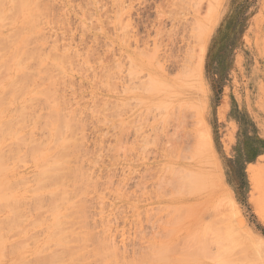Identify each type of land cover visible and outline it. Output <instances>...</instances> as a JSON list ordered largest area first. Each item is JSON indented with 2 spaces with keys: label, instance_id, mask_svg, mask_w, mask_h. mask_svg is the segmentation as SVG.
<instances>
[{
  "label": "rangeland",
  "instance_id": "374dc122",
  "mask_svg": "<svg viewBox=\"0 0 264 264\" xmlns=\"http://www.w3.org/2000/svg\"><path fill=\"white\" fill-rule=\"evenodd\" d=\"M34 1L36 4L41 2V5H44L42 7L44 13H41L39 9L41 6L35 7V11L38 8L41 15H39L40 19L36 20V22L39 21L37 22L39 23L37 24L38 26L34 24L35 16L33 15L39 12L35 13V11L32 10L34 5L32 9H27L26 6L25 9L19 8L11 10L12 12L16 11V15H13L14 13L12 12L11 15L9 10L14 7V0H5L1 7L4 14L7 12L10 15L7 18L4 16V19L0 20V38L2 37L1 39L5 38L7 40L9 36L14 35V33H11L14 32L13 30L17 32L20 30L18 35H21L16 37L17 42L14 44L12 41H9L11 37L8 41L3 39V42H6L4 44H6L7 49L9 44H13L12 47L10 46L11 48L9 47V51L5 49V45L2 48L3 43L0 40V43H2L0 44V49L2 48V50H0V64L5 63L7 66L10 64L8 70L10 71L9 75L6 71L8 78L5 75L7 80L5 79L4 81V74H0V77H2L0 80L4 81L0 84V96L4 93L7 85H11V82H14L12 80H15L14 83H16V80L17 82L19 81L16 85L13 84L15 87H13L14 89L18 88H16V86H23L19 87V91H17V93L20 92L22 96L19 93V95L15 93V98L13 95L14 92L12 93L11 91L13 88L10 89V87L8 89V86L6 90L8 89L9 95H13V98L9 97L7 99L8 94L5 91L7 96L5 95L6 98H4L7 99L8 105L4 104L7 101L2 98L6 102L4 100L1 101L4 102L2 103L4 106L0 107V126L9 122L7 131L10 133H13L12 131L17 133L16 135L12 134L14 135L13 137L12 135L9 136L10 134L7 132L6 135L4 134L3 136L5 137L8 134L9 137L7 136L5 139L4 137H0V149H4L2 150V152L4 151L3 154H7L3 155L4 162L2 161V163H6L5 167L7 170H0V173H2V171L5 172L0 176V183H3L4 186H6V184H10V186L14 184L11 186V188L14 187V192L13 190L8 191V186H3L5 191L3 189L4 192L0 191V199L1 197L3 198L0 200V205H4V200L6 204L7 199V201L16 199L15 201L19 200V203H21L20 207L18 205L20 208L18 213L15 212L17 211L15 209L11 213V211H8L9 209L6 208V205L5 208L7 211L4 210L3 207H0V209L2 208L4 210L0 213V223L7 227L5 231L8 232L5 233V231H2L4 229L0 230V240L3 238L9 239L6 243V239H3L4 242H2V245L0 241V246L4 248L10 246L12 243L14 245L19 244V251L16 250V252L15 249L17 248H15L14 251L12 249L11 253V248L4 249L2 255V248L0 247V264H22L21 262H26L31 258L32 261L35 258L34 261H41L43 264H53L50 263L48 259L46 260L45 256L46 254L48 255V252L49 255H51L50 251L56 246H58L59 249L61 248L63 251L61 252L64 254L62 255V253L57 251L61 254L62 260L59 263L54 262V264H89V262H91L90 264H98L96 261L99 262L100 260L98 259L102 260L103 256H106L104 253L105 255L103 254L101 258L99 252L102 254L106 249L110 252L112 259L106 256V258H103L105 260H102L103 262L101 264H111L113 261L115 262L113 264H264V0ZM28 4L30 5V3ZM38 5L39 4L35 6ZM171 10H173L174 13H172ZM45 11H47V16ZM43 14L45 17H43ZM32 18L33 20L31 22ZM35 26H37V28ZM84 29L85 32H83ZM10 33L11 35H9ZM173 33L174 35H172ZM6 34L9 36H6ZM30 35L33 36L31 37ZM29 36L31 40L28 38ZM12 37L14 39V36ZM26 37L30 40L29 42H31V44L37 47L34 48L27 39L26 43H28V46L24 44L22 41L25 40ZM13 39L11 38V40ZM29 47H31V49ZM26 49L31 52L28 50L26 52ZM17 50L19 52H17ZM14 51H16V56L13 61L10 58L12 62L8 63V59L12 57ZM33 53L40 56L41 53H43V59L41 58L43 61L41 60L42 64L40 65L42 70L37 67V58L35 61V57L38 55L35 56ZM65 53H68L67 57ZM22 54H25L24 56H28V54L30 56L32 54V57L35 56L33 60L30 58V65L25 62L22 63L23 60H27V56L25 58L26 60L21 57ZM84 54L87 55L84 56ZM18 55L19 58L17 59ZM45 55L48 58H44ZM152 56L154 57L152 58ZM201 56L203 59L202 63L200 60ZM51 58H54V60L57 58L56 60H58V62L53 61ZM61 58L64 59L62 60ZM5 61H7V63ZM33 61L36 62V66L35 62L32 63ZM177 61L179 64H183V61H186L187 64L194 63V65L189 66L193 70L196 69V71H199L196 64L199 62L200 65L202 64L201 74L199 78L196 77V80H198L195 81L201 84L199 83L200 86H198L199 84L197 83L198 85H196V90L193 92L194 94L192 91H189L190 89L181 92L176 87L180 83V80L176 79L177 77L175 78V76L179 74L178 68H173ZM47 62L56 64L54 66L58 65V67L52 66L59 76L55 75L53 67L48 68V72L50 69L53 71L51 78L49 77V81L46 80L48 78H41L44 74L45 76L47 75L46 73L43 74V72H45L43 68L49 65L46 64ZM156 62H158V64ZM20 63L21 66L17 68L18 66L16 67V65ZM63 63L67 64L64 65ZM70 63H74L72 64L73 67L70 66ZM24 66L28 69V71H26L27 69L25 70V73H30V71H32L30 69H33L34 73H30L32 81L26 78L27 73L25 76H21L24 70L20 68H24ZM3 67H0V69H3ZM85 67H87V69ZM52 71L49 73L51 74ZM61 72L64 75L60 74ZM0 73H2V70ZM135 73L138 74L136 75ZM16 75L18 78H16ZM29 75L28 77L30 78ZM53 77L56 79L51 81ZM165 78L168 79L165 80ZM29 81L30 83L32 82V84H30ZM137 81L139 83H137ZM141 82L144 85L140 84ZM19 83L21 85H19ZM151 83L153 86H151ZM157 83L160 85H157ZM143 86H145V88ZM25 87H27L28 91L25 90ZM137 87L139 88L137 89ZM20 88L21 90L25 88L24 90L27 92L20 91ZM43 89H47V93L45 92L43 94V98H45L44 96L49 98H46L47 101L45 99L42 101V95H37V92H42ZM34 93L36 95H34ZM52 95L54 97L56 96L55 98H58L59 101L62 97L63 99L59 103ZM35 97H37V99ZM140 97L143 99H140ZM33 99L36 100L34 101ZM50 99L52 103L49 101ZM30 100L34 102L32 103ZM9 101L14 102L10 104ZM35 102L39 104L42 103V105L38 103L36 105ZM27 105L28 110H31H29L30 112L28 111L29 113H27ZM48 105H53L55 107L52 108L51 106L49 107L50 109L48 108L47 110ZM4 107L8 108V112H4V109H7ZM19 107L21 109L24 108L23 111H21ZM16 108H19V111ZM49 110H53V112L60 117L64 116L62 113L66 112L68 115L66 114L64 117L66 120L69 117V121L67 120L68 123L64 119L65 124L67 123L66 125L64 122L61 125V121L54 123L55 125H53V123L50 124V121L53 122L58 119L53 118L55 120L52 121L51 116H53L54 113ZM15 111L16 115H13ZM56 111H60V113L58 112V114ZM22 112L25 113H23L24 117L23 115L19 117V114ZM30 113L31 115L34 114L33 117ZM28 114L30 116H28ZM39 115L40 117L44 116L42 117L43 121L41 118H38L40 121H38L39 124L36 125V120H38L36 118ZM70 116L73 120L70 119ZM25 117H28V120L29 117L32 119L29 120V122L25 120ZM34 117L36 120L33 119ZM174 117L176 118L175 123L173 122ZM13 118H16V120ZM20 118L23 119V123ZM12 119L13 121H11ZM61 119H63V117ZM61 119L59 118V120ZM32 120H34L35 123H32ZM42 124L45 127H41ZM58 124L61 126L59 127ZM61 127H63V129L60 131ZM56 130H59L58 133L60 132V134L64 130V133L61 134L62 137L57 133L55 138H52ZM82 131H84V133H81ZM65 133L67 135H64ZM82 134L89 140L85 138L84 141ZM69 135L71 139L67 142L68 138L66 139L65 137H69ZM77 135L81 136L83 140L79 139L80 137ZM18 137L21 139L17 140ZM58 137L61 138L58 139ZM14 138H16L17 142H15ZM30 138L36 142V144H33V141L30 143ZM164 138H166V140ZM200 138L202 140H209L207 141L210 149L207 151L203 150L201 147L202 145H200V143H202ZM63 140L65 144H63ZM78 140L84 141V144L82 141H79V145L82 143V148L77 146L78 143L73 144V146L78 147V149L80 148L81 151L71 145L73 142H78ZM27 141H29L28 144H26ZM19 142H22V145ZM56 143L58 144L55 145ZM67 143H69V145L65 148H68V150L65 151L66 149L64 150V146L62 147L61 145L66 146ZM38 145L39 148L42 149H37L39 153H37L36 150L34 151V147L37 148ZM10 146L12 147L11 149ZM59 148L61 150L63 149L64 153H62V151V155L58 154L57 156L69 157V160H67L68 157H65L64 160L61 161L64 162V167L68 166V169H65L69 173L74 169L72 171L74 173L72 175L74 176H72V178L68 177L67 175L69 173L67 172L68 174L66 175L64 170L63 177L65 179L62 178V180L66 181L67 184L61 181L62 183L59 182L57 184H64L63 186L60 187L58 185L57 187L56 185L52 187L53 184H51L52 188H49L47 185H44L49 182L40 183L37 179L39 185H41V187H37L38 184L36 185L35 180L37 173L40 172L38 171L41 168L39 165H42V162L45 163V160L49 161L48 163L46 162V167L44 165V168L42 167L47 170L46 168L50 167L53 161L56 159L60 161L61 157L56 156L57 152L61 151H57ZM73 149H77L75 150L76 152H74ZM77 151H79V153ZM14 152L16 154H14ZM71 152L72 154H70ZM203 153H205V156ZM39 154L40 157H37ZM68 154H70V156ZM89 154L90 156L87 158ZM97 156L101 157L98 158ZM22 161L23 163H18ZM79 161H81V163ZM212 162L218 165V172L212 169ZM4 165L2 164V166ZM168 166L170 167L169 169L167 168ZM38 167L40 168L38 169ZM193 173L199 176L197 184L196 179H198V176L196 177L195 175L194 177ZM255 173L257 177L254 186L253 176ZM83 174H85V177H83ZM88 175L90 176L88 177ZM39 177L40 176H38V178ZM80 177H82V179ZM86 177L89 179L86 180L89 182V186L87 182L84 181L87 179ZM110 177H112V179ZM182 177L185 179L183 182H181L183 179ZM219 177L220 180H222V185L219 183ZM73 179H79L78 181L81 182L77 184L76 182L78 181H73ZM191 179L193 182H190ZM4 180L6 183L3 182ZM71 180L77 185L73 184ZM83 182L87 185L83 186ZM92 182L97 185L95 186ZM187 183L192 184L187 185ZM67 185L72 186V188L67 187ZM78 185L81 186L79 187L81 190L88 186V189L85 188L87 192L86 190H82V192L84 191V196L82 192L77 189ZM187 186L191 188L189 189ZM65 187H67L68 192L65 190ZM15 188H17L18 191H16ZM44 188L48 189L45 190ZM56 190L60 191V195H58L59 192L56 194L59 198H56ZM70 190H75L71 192L75 193V196H69ZM225 191L235 200L236 209L227 205L225 195L227 193ZM5 192H7V195L4 198ZM8 192H10L9 195ZM76 192L79 193L77 194V196L79 195L78 197L76 196ZM61 193L66 196L68 193L72 202L70 201V203H68L69 198L67 199L64 195V198L66 197V199H64L61 197ZM35 195H39L38 198L40 199L38 200L37 198L38 202L35 199ZM42 195L43 198L40 197ZM53 196L56 198V201L51 200L56 202H54V204H52L53 202L50 203V198L53 199ZM79 197L84 199H78ZM91 197H94L92 198L94 201ZM100 197L103 199L101 200ZM85 198H87V201ZM77 199L81 200L79 202L84 201V203H86L81 204ZM20 200L25 202H21ZM40 201H42V203ZM57 201H60L61 208L55 207V210L57 209L58 211L56 210V213L54 212L51 217V212L54 209L51 207L53 209L51 210L49 205L51 204V206L54 207L55 204L57 205L59 203ZM66 201L67 203L65 204ZM12 202L7 203V205ZM93 202L95 206L92 205ZM17 203L18 202H14V204ZM61 203H63L64 206L61 205ZM77 203L78 205L80 204L79 210L85 207V210L90 211L81 210L79 212L78 206H75ZM21 206L23 207L21 208ZM57 206H59V204ZM74 206L78 211L75 208H71ZM102 206H105L103 208L104 211H102ZM18 207L16 209H18ZM225 207L228 210L225 209ZM222 208H224L225 211ZM24 212L27 215H24ZM78 212L79 216L77 214ZM83 212H86V214ZM93 213L97 214L95 215ZM221 213H223V215ZM10 214H13V218ZM215 214H217L216 216L218 217H216ZM9 215L11 217L10 221ZM84 215L87 216L86 219L81 218ZM4 216H7L8 219ZM14 216L24 219L18 217L14 218ZM35 216L37 220L34 221L33 219ZM213 216L215 217L213 218ZM59 217L60 219H58V221L61 223L64 222V229H61L62 231L60 230L62 224L59 223V226L58 223H54L57 222V218ZM221 217H223V219ZM17 218L21 219L22 222ZM76 218L84 219V221L79 219L81 225L77 223L78 219L76 220ZM210 218H213V221H211ZM215 218L218 219L215 220ZM13 219H17V221L15 220L16 222L13 221L12 223L11 220ZM216 221L217 224L214 223ZM14 222L17 223V225L21 223V226H17L16 229L13 230L12 228L16 225H14ZM211 222L214 223V225L211 224ZM34 223L35 225L37 223L36 227H34ZM82 223L86 225L81 227L83 226ZM101 224L106 225L100 226ZM31 225L34 226L30 228ZM56 225L58 228L55 227ZM1 226L4 227L3 225H0V227ZM77 226L81 228H77ZM214 226L217 227L215 228ZM54 227L56 229H52ZM18 228H24L25 232L23 229L20 231ZM89 229L93 235L87 233ZM53 230H57L59 233L57 232L58 234H54ZM80 233H83V236L79 235ZM69 234L77 240L70 237ZM87 234H90L91 237ZM222 234H224V236H222ZM49 236L51 240H46ZM61 236L63 237L59 238ZM65 237L66 239L70 237L73 241L78 242L75 243L72 240L70 244L68 242L71 246L68 249L71 248L72 250L74 248L73 251H76L75 247H79L80 245H82L80 247L84 248L82 249L83 251L80 247L77 248V254L71 251L73 252L71 254H76L78 259L68 254L70 251L67 252L68 244L64 243ZM210 238L218 239L219 241H213ZM23 239L26 240V243H23ZM68 239L66 241H68ZM249 239L253 241L251 242ZM31 240L36 242L28 245V243L32 242ZM197 240H199L200 243ZM15 241H17L18 244L17 242L15 243ZM98 241L99 244H101L100 241L106 244L103 243L105 248L101 245L102 248H104L103 250L100 249L101 246L98 245ZM91 243H94L96 246H92ZM44 244L46 246L51 245L53 248L48 249ZM53 245L56 246L54 247ZM97 245L99 246L98 249L101 251L98 250L99 256H97L100 258H97L95 261L94 254H96L97 251L94 254L92 253L94 250H97ZM203 245L206 249L203 248ZM42 246H45L48 251L47 249H43L45 247L41 249ZM94 247H96V249H94ZM110 248H112V250ZM250 248L251 250H249ZM56 249L57 248H55V250ZM78 249H80L79 252ZM5 250L6 253L10 251V254L5 256ZM57 252L56 254L59 255ZM82 255L83 257H78ZM92 255H94V258ZM110 255L108 254V256ZM21 256L23 258H21ZM127 257L129 259L132 257L130 259L131 261ZM111 260L112 262H110ZM32 261H30V264ZM79 261H83V263ZM27 262V264H29V261ZM35 263L36 262H34V264Z\"/></svg>",
  "mask_w": 264,
  "mask_h": 264
},
{
  "label": "bare ground",
  "instance_id": "6f19581e",
  "mask_svg": "<svg viewBox=\"0 0 264 264\" xmlns=\"http://www.w3.org/2000/svg\"><path fill=\"white\" fill-rule=\"evenodd\" d=\"M4 1H5V0H0V20L4 19V16H6V18H7V17L10 15V14L7 13V12L4 14V12H3L2 9H1V7L3 6ZM163 1H164V0H163ZM168 1H169V0H168ZM28 3H30V5H29ZM194 3H195V2H194ZM37 4H39V5H38V6H35V5H37ZM37 4L35 3L34 0H14V7H13V8H10L9 10H10V13H11V12H12L11 10H16V9H19V8H21V9H25L26 6H27V9H32V6L34 5V7H33L32 10L35 11V7H40V6H41V8H39V9H40L41 13H44L43 8H42L44 5L42 6V5H41V2H40V3H37ZM163 4H164V3H163ZM179 4H180V3H179ZM167 5H168V4H167ZM168 6H169V5H168ZM62 8H63V7H62ZM41 9H42V10H41ZM44 9H45V8H44ZM171 9H172V8H171ZM180 9H181V8H180ZM182 9H183V8H182ZM186 9H189V8H186ZM165 10H166V9H165ZM208 10H209V9H208ZM168 11H169V10H168ZM171 11H172V13H174V12H175V9H174V12H173V10H171ZM183 11H184V10H183ZM188 11H189V10H188ZM38 12H39V10H38V8H37L36 11H35V13H38ZM46 12H47V11H45V14H46ZM169 12H170V11H169ZM12 13H14L13 15H16V11H15V12H12ZM12 13H11V15H12ZM182 13H183V12H182ZM157 14H158V13H157ZM169 14H170V13H169ZM189 14H190V13H189ZM36 15H37L38 18L36 17ZM36 15H35V14L33 15V16L36 17V19H35V17H34V20H35L34 24H35V25L39 24V23H37V22H39V21L36 22V20H37V19H38V20L40 19V18H39L40 12H39L38 14H36ZM49 15H50V13H49ZM33 16H32V17H33ZM40 16H41V15H40ZM46 16H47V14H46ZM43 17H45L44 14H43ZM52 17H53V16H52ZM171 17H172V16H171ZM64 19H65V18H64ZM183 19H184V18H183ZM32 20H33V18L31 19V22H32ZM54 20H55V19H54ZM172 21H173V20H172ZM182 21H183V20H182ZM28 22H29V21H28ZM31 22H30V23H31ZM30 23H29V24H30ZM40 24H41V23H40ZM42 24H43V23H42ZM91 24H92V23H91ZM194 24H195V23H194ZM92 25H93V24H92ZM157 25H158V24H157ZM37 26H38V25H37ZM37 26H35V27L37 28ZM94 26H95V25H94ZM188 26H189V25H188ZM188 26H187V27H188ZM194 26H195V25H194ZM82 27H83V26H82ZM39 28H40V27H39ZM41 29H42V28H41ZM82 29H83V28H82ZM42 30H43V29H42ZM44 30H45V29H44ZM171 30H173V29H171ZM171 30H170V31H171ZM194 30H195V29H194ZM4 31H5V30H4ZM13 31H14V32H11V33H12V34L14 33V35H11V33L9 34V35H11V36H9L8 34H6V36H9V37L7 38V40H6L5 38H3V39L6 40V41H8L10 37L13 39L12 36H14V39H13L14 41L11 40V38H10V40H9V41H12V43L14 44V43L17 42V41H16V40H17L16 37H19L21 34L18 35V33L20 32V30H19L18 32H17L16 30H13ZM83 32H85V29H84ZM167 32H168V31H167ZM172 32H173V31H172ZM170 33H171V32H170ZM170 33H169V34H170ZM33 34H34V33H33ZM38 34H39V33H38ZM175 34H176V33H175ZM177 34H178V33H177ZM16 35H17V36H16ZM41 35H42V34H41ZM172 35H174V33H173ZM30 36H31V35H30ZM30 36H29L28 38H30ZM32 36H33V35H32ZM32 36H31V37H32ZM139 36H140V33H139ZM179 36H180V35H179ZM176 37H177V36H176ZM1 38H2V37H1ZM1 38H0V40H1V42H2L3 44H2V43H0V44H2V48H3L4 45L6 46V44H4V43H6V42H3L4 40L1 39ZM28 38L26 37L25 40L22 41V42H24V44H26V45L28 44V43H26V42H27L26 39L28 40V42L31 40V38H30V40H29ZM139 38H140V37H139ZM172 38H173V37H172ZM172 38H171V39H172ZM41 39H42V38H41ZM171 39H170V40H171ZM178 39H179V38H178ZM32 40H33V39H32ZM39 40H40V39H39ZM141 40H142V39H141ZM165 40H166V39H165ZM170 40H169V41H170ZM172 40H173V39H172ZM172 40H171V41H172ZM41 41H42V40H41ZM47 41H48V40H47ZM158 41H159V40H158ZM33 42H34V40H33ZM33 42H32V43H33ZM39 42H40V41H39ZM44 42H45V41H44ZM52 42H53V41H52ZM166 42H167V40H166ZM172 42H173V41H172ZM172 42H171V43H172ZM29 43L31 44V42H29ZM85 43H86V42H85ZM162 43H163V42H162ZM13 44H12V45H13ZM22 44H23V43H22ZM166 44H167V43H166ZM12 45L9 44V45H8V49H7V46L5 47V49H7V50L9 51V47H10V46L12 47ZM31 45H33V44H31ZM31 45H30V46H31ZM37 45H38V44H37ZM69 45H70V44H69ZM96 45H97V44H96ZM176 45H177V44H176ZM176 45H175V46H176ZM0 46H1V45H0ZM24 46H25V45H24ZM27 46H28V45H27ZM33 46H34V45H33ZM56 46H57V44H56ZM56 46H55V47H56ZM85 46H86V45H85ZM163 46H164V45H163ZM11 47H10V48H11ZM36 47H37V46H36ZM36 47L34 46V48H36ZM44 47H45V46H44ZM61 47H62V46H61ZM66 47H67V46H66ZM144 47H145V46H144ZM146 47H147V46H146ZM157 47H159V46H157ZM2 48H1L0 50H2ZM29 48L31 49V47H29ZM29 48H28V49H29ZM64 48H65V47H64ZM28 49H26L25 51L27 52ZM48 49H49V48H48ZM7 50H6V52H7ZM18 50H20V49H18ZM18 50H17V52H19ZM32 50H33V49H32ZM145 50H146V49H145ZM151 50H152V49H151ZM164 50H165V49H164ZM164 50H163V52H164ZM176 50H177V49H176ZM25 51H24V52H25ZM28 51H29V50H28ZM48 51H49V50H48ZM60 51H62V50H60ZM15 52H16V51L13 52L12 57H9V59L11 58L12 61H13V59H14L15 56H16V55H15ZM26 52H25V54H26ZM29 52H31V51H29ZM29 52H28V53H29ZM166 52H167V51H166ZM78 53H79V52H78ZM81 53H82V52H81ZM146 53H147V51H146ZM170 53H171V52H170ZM170 53H169V55H170ZM178 53H179V52H178ZM18 54H19V53H18ZM20 54H21V52H20ZM25 54H22V55L24 56ZM39 54H40V53H39ZM42 54H43V53H41V56H40V55H38V54L35 55V54L33 53V55H35V56L38 55L37 57H35V56H33V57H35V61H36V58L40 61V62H39V61L37 60V65H38L37 67L40 68V69H41L40 65L42 64V61H43V60H42V59H43V58H42V57H43ZM65 54H66V53H65ZM69 54H70V53H69ZM79 54H80V53H79ZM152 54H153V53H152ZM199 54H200V53H199ZM22 55H21V57L24 58V59H25L26 56H27V55H26V56L23 57ZM49 55H50V54H49ZM59 55H60V54H59ZM59 55H58V56H59ZM86 55H87V54H86ZM86 55L84 54V56H86ZM162 55H163V54H162ZM39 56H40V57H39ZM67 56H68V53L66 54V57H67ZM180 56H181V55H180ZM186 56H187V55H186ZM33 57H32V54H31V56L28 54V56H27V60H28V61L25 59V60L27 61V62H26V61H24L23 59H21V60H23L22 63H24V62H25V63H28V64L31 63V59H30V58H32V60H33V59H34ZM50 57H51V56H50ZM60 57H61V55H60ZM70 57H71V56H70ZM81 57H82V56H81ZM149 57H150V55H149ZM153 57H154V56H152V58H153ZM169 57H170V56H169ZM190 57H191V56H190ZM18 58H19V55H18L17 59H18ZM28 58H29V59H28ZM41 58H42V59H41ZM44 58H48V57L45 55ZM64 58H65V56H64ZM64 58H63V59H64ZM87 58H88V57H87ZM93 58H94V56H93ZM158 58H159V57H158ZM163 58H164V57H163ZM171 58H172V55H171ZM182 58H183V57H182ZM182 58H181V59H182ZM9 59H8V61H9L8 63L12 62L11 59H10V60H9ZM51 59H52V58H51ZM56 59H57V58H55V60H54V58H53L52 60L58 62V60H56ZM61 59H62V58H61ZM63 59H62V60H63ZM65 59L67 60V58H65ZM69 59H70V58H69ZM155 59H156V58H155ZM161 59H162V58H161ZM167 59H168V56H167ZM169 59H170V58H169ZM184 59H185V58H184ZM195 59H196V58H195ZM6 60H7V59H6ZM41 60H42V61H41ZM193 60H194V59H193ZM200 60H201V63H202V62H203L202 56L200 57ZM200 60H199V61H200ZM35 61H33L32 63H34ZM64 61H65V60H64ZM64 61H63V62H64ZM70 61H71V60H70ZM86 61H87V60H86ZM156 61H157V60H156ZM186 61H187V60H186ZM186 61H183V64H179V62L177 61L176 64H174V66H173V68L175 67V69L178 68L177 70H178V73H179V74L177 73L178 76H175V78L177 77L176 79L180 80V83H179L178 86H176V87H177L181 92H185V91H188V90L190 89L189 91H192V93H193L194 90H196V85H198V84L200 83V82H199V83L197 82V83H198V84H197L195 81L198 80V79L196 80V77L199 78V76H200V74H201V70H202V66H201V65H202V64L200 65V62H199L198 64H196V67H198L197 69H199V71H196V69L193 70V69L189 66V65H191V66L194 65V63H189V64H187ZM5 62L7 63V61H5ZM15 62H16V61H15ZM38 62H39L40 64H39ZM44 62H45V59H44ZM68 62H69V60H68ZM60 63H61V62H60ZM60 63H58V64H60ZM80 63H81V62H80ZM156 63L158 64V62H156ZM28 64H27V65H28ZM46 64H49V65H47V66L44 65V66H46V67L43 68V70H45V72H43V74L46 73L48 76L46 75V76H47V77H46L45 74H44L45 77L42 76L41 78H48V79H46V80L49 81V77L51 78V75H52L53 71H54L55 75H57V74H56V71H55V69H54V67H58V65H57V66H54V65H56V64H53V63H51V62H49V63L47 62ZM50 64H51V65H50ZM63 64H64V63H63ZM63 64H62V65H63ZM65 64H67V63H65ZM65 64H64V65H65ZM70 64H71V63H70ZM70 64H69V65H70ZM72 64H74V63H72ZM72 64H71L70 66H72ZM81 64H82V63H81ZM81 64H80V65H81ZM170 64H171V63H170ZM186 64H187V65H186ZM14 65H15V63H14ZM23 65H25V64H23ZM29 65H30V64H29ZM52 65H53L54 67H53ZM3 66H6V67H3ZM9 66H10V64H9L8 66H7V64L5 65V63L0 64V67H1V68L3 67V69H4V71H3V69H0V71L2 70V73H0V74H1V75L4 74V75H3V80H4V81H5V79L7 80V78H8L6 71L8 72V75H9V72H10V71H8L9 68H10ZM17 66H18V67H17ZM19 66H21V63L16 65L17 68H19ZM35 66H36V62H35ZM78 66H79V65H78ZM135 66H136V65H135ZM7 67H8V68H7ZM25 67H26V66H24V68H22V67L20 68V69L24 70L23 74H21L22 77H23V75L25 76L26 73H27V72L25 73V70L27 69V67H26V68H25ZM28 67H30V66H28ZM49 67H50V68L53 67V69H54L53 71H52V69H50V71H52L51 74L49 73L50 71L48 72V70H49L48 68H49ZM72 67H73V66H72ZM80 67H81V66H80ZM196 67H195V68H196ZM85 68L87 69V67H85ZM135 68H137V67H135ZM135 68H134V69H135ZM29 69H30V68H29ZM34 69H35V68H34ZM46 69H47V71H46ZM58 69H59V68H58ZM58 69H57V70H58ZM81 69H82V68H81ZM10 70H11V69H10ZM30 70L33 71V69H30ZM35 70H36V69H35ZM41 70H42V69H41ZM41 70H40V71H41ZM69 70H71V69H69ZM84 70H85V69H84ZM26 71H28V69H27ZM32 71H30L31 74L34 73V71H33V72H32ZM87 71H88V70H87ZM103 71H104V70H103ZM103 71H102V72H103ZM107 71H108V70H107ZM133 71H134V70H133ZM133 71H132V73H133ZM163 71H164V70H163ZM173 71H174V70H173ZM3 72H5V73H3ZM38 72H39V71H38ZM47 72H48L49 74H48ZM62 72H63V71H62ZM62 72H61L60 74H63ZM76 72H77V71H76ZM83 72H84V71H83ZM85 72H86V71H85ZM95 72H96V70H95ZM97 72H98V71H97ZM99 72H100V71H99ZM24 73H25V74H24ZM28 73H29V72H28ZM28 73H27V77H26V78L30 80L32 76H31L30 73H29L30 75H29ZM58 73H59V72H58ZM82 74H83V73H82ZM94 74H95V73H94ZM135 74L137 75L138 73H135ZM141 74H142V73H141ZM1 75H0V76H1ZM5 75L7 76V78H6ZM19 75H20V74H19ZM28 75L30 76V78L28 77ZM63 75H64V74H63ZM91 75H92V74H91ZM16 76H17V75H16ZM16 76H15V77H16ZM57 76H59V75H57ZM82 76H83V75H82ZM145 76H146V75H145ZM145 76H144V77H145ZM4 77H5V78H4ZM34 77H35V76H34ZM64 77H65V76H64ZM1 78H2V77H0V79H1ZM16 78H18V76H17ZM16 78H14V79H16ZM26 78H25V79H26ZM175 78H174V79H175ZM54 79H56V78L53 77V78L51 79V81H53ZM94 79H95V77H94ZM161 79H162V77H161ZM166 79H168V78H165V80H166ZM3 80H2V81L0 80V84H2V83L4 82ZM23 80H24V79H23ZM149 80H150V78H149ZM12 81L15 82V80H12ZM27 81H28V80H27ZM30 81H32V79H31ZM30 81H29V83H30ZM51 81H50V82H51ZM60 81H61V80H60ZM140 81H141V80H140ZM145 81H146V80H145ZM150 81H151V80H150ZM174 81H175V80H174ZM1 82H2V83H1ZM14 82H11V83H12L11 85H10V84L7 85V87L9 86L8 89H9L10 87H11L10 89H12V88L14 87V85H16V83H18L19 81L17 82V80H16V83H14ZM161 82H162V81H161ZM161 82H160V83H161ZM175 82H176V81H175ZM27 83H28V82H27ZM40 83H41V82H40ZM137 83H139V82L137 81ZM13 84H14V85H13ZM21 84H22V82H21ZM21 84L19 83V85H21ZM30 84H32V82H31ZM140 84L144 85L142 82H141ZM200 84H201V83H200ZM200 84H199L198 86H200ZM12 85H13V86H12ZM25 85H26V84H25ZM40 85H41V84H40ZM40 85H39V86H40ZM66 85H67V84H66ZM79 85H80V84H79ZM137 85H138V84H137ZM142 85H141V86H142ZM148 85H149V83H148ZM157 85H160V84L157 83ZM21 86H23V85H21ZM21 86H16V88H17V87L19 88V87H21ZM27 86H28V85H27ZM139 86H140V85H139ZM151 86H153L152 83H151ZM194 86H195V87H194ZM7 87H6V88H7ZM35 87H36V86H35ZM37 87H38V86H37ZM47 87H48V86H47ZM143 87L145 88V86H143ZM148 87H149V86H148ZM6 88H5V90H4V93H2V96H0V98H1V99H0V103H1L0 107L4 106V104H7V105H8V101H7V99H8L9 97H12V98H13V95H14V98H15V93H16V94H18V93L20 94V92L17 93V91H19V89H18V88H17L18 90H17V89H14V88H15V87H14V88L11 90L12 93H13V92H14V93H13V95L10 94V95H11V96H10V95H9V91H8V89L6 90ZM25 88H26V89H25ZM25 88H23L22 90H21V88H20V91H25V90H27V87H25ZM80 88H81V87H80ZM100 88H101V87H100ZM138 88H139V87H137V89H138ZM151 88H152V87H151ZM167 88H168V87H167ZM24 89H25V90H24ZM28 89H29V88H28ZM34 89H35V88H34ZM34 89H33V90H34ZM155 89H156V88H155ZM13 90H14V91H13ZM15 90H16V91H15ZM77 90H78V89H77ZM79 90H80V89H79ZM142 90H143V89H142ZM5 91L7 92L8 96L6 95V92H5ZM11 91H10V93H11ZM27 91H28V90H27ZM27 91H25V92H27ZM46 91H47V89H43L42 92H41V91L37 92V93H38L37 95H42V99H41V97H40V99H41L42 101H43L44 99L47 101V99H46V98H48L47 96H44L45 98H43V94H44ZM80 91H81V90H80ZM153 91H154V90H153ZM153 91H152V92H153ZM172 91H173V90H172ZM200 91H201V90H200ZM33 92H34V91H33ZM33 92H32V94H33ZM48 92H52V91H48ZM40 93H42V94H40ZM46 93H47V92H46ZM58 93H59V92H58ZM19 94H18V95H19ZM23 94H24V93H23ZM193 94H194V93H193ZM0 95H1V94H0ZM3 95H4V96H3ZM5 95L7 96V99H5V98H6ZM20 95H21V94H20ZM24 95H25V94H24ZM34 95H36V94L34 93ZM151 95H152V94H151ZM195 95H196V94H195ZM21 96H22V95H21ZM52 96H53V95H52ZM59 96H60V95H59ZM203 96H204V95H203ZM4 97H5V98H4ZM16 97H17V96H16ZM55 97H56V96H55ZM55 97L53 96V98H55ZM57 97H58V96H57ZM82 97H83V96H82ZM142 97H143V96H142ZM142 97H140V99H141ZM152 97H153V96H152ZM162 97H163V96H162ZM162 97H161V98H162ZM185 97H186V96H185ZM196 97H197V96H196ZM2 98H4L7 102H6L4 99H2ZM20 98H21V97H20ZM35 98L37 99V97H35ZM38 98H39V97H38ZM93 98H94V97H93ZM143 98H144V97H143ZM143 98H142V99H143ZM17 99H18V98H17ZM36 99H35V100H36ZM48 99H49V98H48ZM56 99H57V101H59L58 98H55V100H56ZM62 99H63V97H62ZM62 99H61V100H62ZM3 100H4L6 103L1 102V101H3ZM13 100H14V99H13ZM33 100H34V99H33ZM33 100H30V101L33 103V102L35 101V100H34V101H33ZM61 100H60V101H61ZM101 100H102V99H101ZM145 100H146V99H145ZM148 100H149V99H148ZM157 100H158V99H157ZM186 100H187V99H186ZM193 100H194V99H193ZM46 101H44V102H46ZM49 101L51 102V99H50ZM60 101H59V103H60ZM141 101H142V100H141ZM151 101H152V100H151ZM12 102H14V101H12ZM12 102L9 101L10 104H11ZM26 102H27V101H26ZM39 102H40V101H39ZM44 102H43V105H44ZM91 102H92V100H91ZM94 102H95V101H94ZM97 102H99V101H97ZM2 103H4V104H2ZM35 103H36V102H35ZM35 103H34V104H35ZM37 103H38V102H37ZM37 103H36V105H37ZM51 103H52V102H51ZM51 103H49V104H51ZM141 103H142V102H141ZM30 104H31V103H30ZM38 104H39V103H38ZM61 104H62V103H61ZM94 104H95V103H94ZM94 104H93V105H94ZM97 104H98V103H97ZM102 104H103V103H102ZM142 104H143V103H142ZM21 105H23V104H21ZM39 105H42V103L39 104ZM39 105H38V106H39ZM58 105H60V104H58ZM62 105H63V104H62ZM160 105H161V104H160ZM25 106H26V105H25ZM29 106H31V105H29ZM34 106H35V105H34ZM51 106H52V108L55 107V106H53V105H51ZM51 106L48 105V106H47V110H48V108L51 107ZM15 107H16V106H15ZM20 107H21V106H20ZM20 107H19V108H20ZM58 107H60V106H58ZM94 107H95V106H94ZM4 108H7V107H4ZM8 108H9V106H8ZM8 108H7V109H4V112L7 111ZM19 108H18V109H19ZM38 108H39V107H38ZM62 108H63V107H62ZM67 108H68V107H67ZM98 108H100V107L98 106ZM16 109H17V108H16ZM18 109H17V110H18ZM20 109H21V108H20ZM23 109H24V108H23ZM23 109H21V111H23ZM31 109H32V107H31ZM45 109H46V108H45ZM49 109H50V108H49ZM88 109H90V108H88ZM96 109H97V107H96ZM13 110H14V109H13ZM29 110H30V109H29ZM29 110H28V105H27V113H29V112L31 111V110H30V111H29ZM34 110H35V109H34ZM36 110H37V108H36ZM62 110H63V109H62ZM66 110H67V109H66ZM100 110H101V108H100ZM2 111H3V110H2ZM18 111H19V110H18ZM25 111H26V110H25ZM28 111H29V112H28ZM42 111H45V110H42ZM49 111L53 112V110H49ZM69 111H70V110H69ZM80 111H81V110H80ZM86 111H87V110H86ZM95 111H96V110H95ZM4 112H3V113H4ZM7 112H8V111H7ZM11 112H12V111H11ZM33 112H34V111H33ZM56 112H57V111H56ZM58 112L60 113V111H58ZM58 112H57V113H58ZM63 112H64V111H63ZM178 112H179V111H178ZM0 113H1V112H0ZM23 113H24V112H22L21 114H19V115H20L19 117H21V115H23V117H24V114H25V113H24V114H23ZM27 113H26V114H27ZM35 113H36V112H35ZM53 113H54V112H53ZM59 113H58V114H59ZM61 113H62V112H61ZM96 113H97V112H96ZM98 113H99V112H98ZM160 113H161V111H160ZM174 113H175V112H174ZM62 114L65 116L67 113L64 112V113H62ZM85 114H86V113H85ZM93 114H94V113H93ZM158 114H159V113H158ZM0 115H1V114H0ZM13 115H16V111H15V114H13ZM30 115H31V113H30ZM30 115L28 114V116H30ZM33 115H34V114H33ZM33 115H31V116L33 117ZM37 115H38V114H37ZM40 115H42V114H40ZM40 115L37 116L36 119L41 118V120H42V117H44V116L40 117ZM55 115H56V113H54V115L51 116V117H52V121L55 120L56 118H57L58 120L53 121V122L50 121V124L53 123V125H55L54 123H57L58 121H61L60 124L62 125V123L66 120L65 117L62 116L63 119H61L62 117H60V116H58V115L55 116ZM67 115H68V114H67ZM83 115H84V114H83ZM87 115H88V114H87ZM91 115H92V114H91ZM175 115H176V114H175ZM182 115H183V114H182ZM26 116H27V115H26ZM57 116H58L61 120H59V118H58ZM71 116H73V115H71ZM71 116H70V117H71ZM16 117H18V116H16ZM23 117H22V118H23ZM35 117H36V116H35ZM35 117H34L33 119H35ZM88 117H89V115H88ZM88 117H87V118H88ZM94 117H95V116H94ZM98 117H99V116H98ZM22 118H20L21 122H22L23 119H24V118H23V119H22ZM27 118H28V117H25V120H28ZM53 118H55V119H53ZM66 118H67V117H66ZM68 118H69V117H68ZM68 118H67V120H68ZM168 118H169V117H168ZM168 118H167V119H168ZM13 119L16 120V118H13ZM13 119H12L11 121H13ZM31 119H32V118L29 117V120H31ZM36 119H35V120H36ZM64 119H65V120H64ZM70 119H72V117H71ZM75 119H76V118H75ZM167 119H166V120H167ZM175 119H176V118L174 117V121H173L174 123H175ZM186 119H187V118H186ZM186 119H185V120H186ZM29 120H28V121H29ZM67 120H66V122L68 123L69 120H68V121H67ZM72 120H73V119H72ZM72 120H71V121H72ZM172 120H173V119H172ZM178 120H179V119H178ZM180 120H181V119H180ZM7 121H9V120H7ZM17 121L20 122L19 120H17ZM17 121H15V122H17ZM32 121H33L32 123H35L34 120H32ZM36 121H37V122H36L35 124L37 125V124H39L38 121H40V119H38V120H36ZM42 121H43V120H42ZM87 121H88V120H87ZM182 121H183V120H182ZM187 121H188V120H187ZM5 122H6V121H5ZM18 122H17V124H19ZM25 122H27V121H25ZM25 122H24V124H25ZM29 122H30V121H29ZM73 122H74V121H73ZM165 122H166V121H165ZM185 122H186V121H185ZM22 123H23V122H22ZM27 123H28V122H27ZM67 123H66V124H67ZM100 123H102V122H100ZM169 123H170V122H169ZM176 123H177V122H176ZM188 123H189V122H188ZM14 124H16V123H14ZM24 124H23V125H24ZM28 124H29V123H28ZM40 124H41V123H40ZM64 124H65V122H64ZM66 124H65V125H66ZM8 125H9V122L4 123V124H2V125L0 126V137H1V138L4 137L3 135H4V134L6 135V133L8 132V131H7V130H8V129H7V128H8ZM11 125H12V124H11ZM21 125H22V124H21ZM23 125H22V126H23ZM31 125L35 126L34 124H31ZM61 125H60V126H61ZM69 125H70V123H69ZM97 125H98V124H97ZM181 125H182V124H181ZM15 126H16V125H15ZM18 126H19V125H18ZM18 126H17V127H18ZM22 126H21V127H22ZM24 126H25V125H24ZM26 126H27V125H26ZM40 126H41V125H40ZM56 126H57V125H56ZM58 126H59V124H58ZM58 126H57V127H58ZM60 126H59V127H60ZM63 126H64V125H63ZM87 126H88V125H87ZM98 126H99V125H98ZM176 126L179 127L178 125H176ZM184 126H185V125H184ZM19 127H20V126H19ZM27 127H28V126H27ZM41 127H45V126H43V124H42ZM66 127H67V126H66ZM25 128H26V127H25ZM72 128H73V127H72ZM87 128H88V127H87ZM170 128H171V126H170ZM181 128H182V127H181ZM62 129H63V127L60 128V131H61ZM64 129H65V128H64ZM85 129H86V127H85ZM158 129H159V128H158ZM174 129H175V128H174ZM32 130H33V129H32ZM42 130H43V129H42ZM42 130H41V131H42ZM81 130H82V129H81ZM81 130H79V131H81ZM56 131H57V132H56ZM56 131H54V136H53L52 138H55V135H57V133H58L59 130H56ZM176 131H177V130H176ZM12 132H13V133L8 132V134H10L9 136H11L12 134H14V135L17 134L16 132L14 133V131H12ZM55 132H56V133H55ZM68 132H69V131H68ZM77 132H78V129H77ZM77 132H76V133H77ZM164 132H165V131H164ZM62 133H64V130L62 131ZM62 133H61V134H62ZM66 133H67V132H66ZM66 133H65L64 135H67ZM69 133H70V132H69ZM76 133H75V135H76ZM79 133H80V132H79ZM81 133H84V131H82ZM81 133H80V134H81ZM8 134H7V136H8ZM58 134H60V132H59ZM61 134H60V136H61ZM73 134H74V133H73ZM167 134H169V133H167ZM181 134H182V133H181ZM190 134H191V133H190ZM14 135H12V136L14 137ZM64 135H63V137H64ZM82 135H83V134H82ZM86 135H87V134H86ZM177 135H178V134H177ZM7 136H5V137L7 138ZM9 136H8V137H9ZM72 136H73V135H72ZM77 136H78V135H77ZM166 136H167V135H166ZM170 136H171V135H170ZM174 136H175V135H174ZM5 137H4V139H5ZM15 137H16V136H15ZM31 137H32V136H31ZM45 137H46V136H45ZM45 137H44V139H45ZM56 137H57V136H56ZM61 137H62V136H61ZM61 137H58V139L61 138ZM78 137H80L79 139H82V140H83V138H84V141H85V138H87V137H85L84 135L82 136L83 138H82L81 136H78ZM172 137H173V136H172ZM172 137H171V138H172ZM1 138H0V141H1ZM26 138H27V137H26ZM28 138H29V137H28ZM33 138H34V137H33ZM38 138H39V137H38ZM46 138H47V137H46ZM49 138H50V135H49ZM65 138H66V139L68 138L67 142H69V139H71L70 135H69V137L66 136ZM65 138H64V140H65ZM74 138H75V137H74ZM197 138H198V137H197ZM14 139H15V142H17V141H16V138H14ZM18 139H21V138L18 137L17 140H18ZM22 139L24 140L23 137H22ZM47 139H48V138H47ZM87 139H88V138H87ZM164 139L166 140V138H164ZM168 139H169V138H168ZM182 139H183V138H182ZM182 139H181V140H182ZM198 139H199V138H198ZM200 139H201V138H200ZM23 140H22V141H23ZM30 140H31V138H30ZM40 140H41V139H40ZM54 140H55V139H54ZM54 140H53V141H54ZM64 140H63V144H65V143H64V142H65ZM76 140H77V139H76ZM82 140H78V142H73L72 144H71V143H70V144L72 145V147H74L73 144H75V143L77 144V143H78L77 146H78V147H79V146L81 147L82 143H81V145H79V143H80ZM88 140H89V139H88ZM96 140H97V139H96ZM100 140H101V139H100ZM181 140H180V141H181ZM207 140H208V139H207ZM207 140H202V139H201L202 143H200V145H202L201 147H202L203 150H205V151H207L208 149H210V146L208 145V141H209V140H208V141H207ZM25 141H26V140H25ZM25 141H24V142H25ZM32 141H33V140H31L30 143H31ZM35 141H36V140H35ZM57 141H58V140H57ZM70 141H71V140H70ZM79 141H80V142H79ZM84 141H82L83 144H84ZM172 141H173V140H172ZM199 141H200V140H199ZM206 141H207V142H206ZM15 142H14V143H15ZM28 142H29V141H27L26 144H28ZM39 142H40V141H39ZM54 142H55V141H54ZM71 142H72V141H71ZM19 143H20V142H19ZM21 143H22V142H21ZM21 143H20V144H21ZM30 143H29V144H30ZM46 143H47V142H46ZM52 143H53V142H52ZM98 143H99V142H98ZM166 143H167V142H166ZM173 143H174V142H173ZM183 143H184V142H183ZM188 143H189V142H188ZM8 144H9V143H8ZM8 144H7V145H8ZM10 144H11V143H10ZM20 144H18V145H20ZM23 144H25V143H23ZM26 144H25V145H26ZM33 144H36V142L33 141ZM57 144H58V143H56L55 145H57ZM186 144H187V143H186ZM198 144H199V143H198ZM21 145H22V144H21ZM53 145H54V144H53ZM53 145H51V146H53ZM68 145H69V143H67L66 146H65V145H61V146H62V147L64 146V147H63L64 150L66 149L65 151H67L68 148H65V147H67ZM95 145H96V143H95ZM200 145H199V146H200ZM32 146H34V145H32ZM59 146H60V145H59ZM12 147H13V145H12ZM12 147L10 146V149H11ZM18 147H19V146H18ZM54 147H56V146H54ZM62 147H61V148H62ZM70 147H71V146H70ZM78 147H74V148H77V149H78ZM89 147H90V146H89ZM94 147H95V146H94ZM99 147H100V146H99ZM16 148H17V145H16ZM20 148H21V147H20ZM34 148H35L34 151L36 150V152L39 153V151H37V149H39V150L41 149V148H39V145L37 146V148H36V147H34ZM81 148H82V147H81ZM169 148H170V147H169ZM189 148H190V147H189ZM52 149H53V147H52ZM77 149H75V150H77ZM79 149H80V148H79ZM79 149H78V150H79ZM87 149H88V148H87ZM96 149H97V147H96ZM96 149H94V150H96ZM167 149H168V148H167ZM173 149H174V146H173ZM2 150H4V149H0V170H1V169H2V170H4V169L7 170L6 167H5V166H6V163H2V161H3V155H7V154H3L4 151L2 152ZM41 150H42V149H41ZM60 150H61V149L59 148V150H57V151H60ZM64 150L62 149L60 152H57L56 156H57L58 154H61V155H62V153H64ZM73 150H74V149H73ZM75 150H74V152H76ZM171 150H172V149H171ZM199 150H200V149H199ZM17 151H18V150H17ZM22 151H23V150H22ZM62 151H63V152H62ZM80 151H81V149H80ZM89 151H91V150H89ZM98 151H99V150H98ZM100 151H101V150H100ZM188 151H189V150H188ZM191 151H193V150H191ZM18 152H19V151H18ZM20 152H21V151H20ZM61 152H62V153H61ZM74 152H73V154H74ZM77 152L79 153V151H77ZM85 152H86V151H85ZM92 152H94V151H92ZM210 152H211V151H210ZM33 153H34V152H33ZM41 153H42V152H41ZM66 153H68V152H66ZM89 153H90V152H89ZM170 153H171V152H170ZM170 153H169V154H170ZM1 154H2V155H1ZM14 154H16V153L14 152ZM70 154H72V152H71ZM70 154H68V155L70 156ZM87 154H88V153H87ZM92 154H93V153H92ZM173 154H174V153H173ZM184 154H185V153H184ZM203 154H204V156H205V153H203ZM97 155H99V154H97ZM100 155H101V154H100ZM167 155H168V154H167ZM181 155H182V154H181ZM14 156H15V155H14ZM14 156H13V157H14ZM20 156H21V155H20ZM71 156H72V155H71ZM75 156H76V155H75ZM89 156H90V154L87 156V158H88ZM93 156H94V155H93ZM193 156H194V154H193ZM198 156H199V155H198ZM4 157H6V156H4ZM7 157H8V156H7ZM37 157H40V154H39V156L37 155ZM57 157H61V156L59 155V156H57ZM65 157H66V156H65ZM65 157L62 156V157L60 158V161H59V160L57 161V159H56V160L53 161L52 163L50 162V163H51V166H50V167H47V168H46L47 170H45V169H43V168H44V166H45V167L47 166V163H48L49 161L45 160V163L42 162V163H41L42 165H39L41 168L43 167V168H42L43 170H42L40 167H38V169L40 168V170L37 169L38 171H40V172L37 173L36 180L34 179V180L36 181V185L38 184L37 187H41V185H39L37 179L39 180L40 183H41V182H42V183H47V182H49L50 185H49V183L44 184V185H47V187H49V188H52V187H54V186H56V185H57V187H58V185L61 187V186H63L64 184H67L66 181L62 180V178L65 179V178L63 177V176H64V170H65V174H66V175L69 173V172L65 169V168L68 169V166L64 167V166H65V165L63 164L64 162L61 161V160H64ZM67 157H68V156H67ZM67 157H66V158H67ZM73 157H74V155H73ZM97 157H98V156H97ZM99 157H101V156H99ZM99 157H98V158H99ZM173 157H174V156H173ZM200 157H201V156H200ZM15 158H16V156H15ZM19 158H20V157H19ZM74 158H75V157H74ZM98 158H97V159H98ZM163 158H164V157H163ZM181 158H183V157H181ZM11 159H13V158H11ZM20 159H21V158H20ZM20 159H19V161H20ZM94 159H95V158H94ZM21 160H23V159H21ZM67 160H69V157L67 158ZM71 160H72V159H71ZM86 160H87V159H86ZM92 160H93V159H92ZM95 160H96V159H95ZM209 160H212V159H209ZM17 161H18V160H17ZM23 161H24V160H23ZM23 161H22V162H18V163H23ZM93 161H94V160H93ZM93 161H92V162H93ZM204 161H205V160H204ZM3 162H4V161H3ZM46 162H47V163H46ZM79 162L81 163V161H79ZM82 162H83V161H82ZM50 163H49V165H50ZM65 163H66V162H65ZM73 163H74V162H73ZM83 163H84V162H83ZM94 163H96V162H94ZM2 164H3V165L5 164V165L2 166ZM66 164H67V163H66ZM75 164H77V163H75ZM84 164H85V163H84ZM87 164H88V163H87ZM9 165H10V164H9ZM16 165H17V164H16ZM18 165H19V164H18ZM43 165H44V166H43ZM80 165H82V164H80ZM96 165H97V164H96ZM84 166H85V165H84ZM206 166H207V165H206ZM206 166H205V167H206ZM211 166H212V169H214L216 172H218V169H219V168H218V165H217L215 162H212V163H211ZM211 166H210V167H211ZM17 167H18V166H17ZM72 167H73V166H72ZM85 167H86V166H85ZM87 167H88V166H87ZM96 167H97V166H96ZM207 167H208V166H207ZM7 168H8V167H7ZM9 168H10V167H9ZM21 168H22V167H21ZM75 168H77V167H75ZM167 168L169 169L170 167L168 166ZM78 169H79V168H78ZM172 169H173V168H172ZM250 169H251V168H250ZM71 170H72V169H71ZM73 170H74V169H73ZM73 170H72V171H73ZM79 170H80V169H79ZM194 170H195V168H194ZM203 170H204V169H203ZM208 170H209V169H208ZM69 171H70V170H69ZM72 171H70L71 174L69 173V174L67 175V176L70 177V178H72V176H74V175H72V174H74ZM96 171H97V170H96ZM179 171H180V170H179ZM184 171H185V170H184ZM184 171H183V172H184ZM209 171H212V170H209ZM3 172H4V171H2V173H0V176L3 175ZM67 172H68V173H67ZM76 172H77V170H76ZM76 172H75V173H76ZM254 172H255V171H254ZM4 173H5V172H4ZM40 173H41V174H40ZM82 173H83V172H82ZM93 173H94V172H93ZM174 173H175V171H174ZM204 173H205V172H204ZM38 174H39V175H38ZM193 174H194V173H193ZM35 175H36V174H35ZM70 175H71V176H70ZM77 175H78V174H77ZM84 175H85V174H83V177H85ZM109 175H110V174H109ZM195 175H196V174H194V177H195ZM252 175H253V174H252ZM38 176H40V177L38 178ZM80 176H81V175H80ZM89 176H90V175H88V177H89ZM192 176H193V175H192ZM197 176H198V175H196V177H197ZM219 176H220V175H219ZM88 177H86L87 179L84 178V179H85L84 181L89 180ZM103 177H104V176H103ZM103 177H101V178H103ZM180 177H181V176H180ZM186 177H187V176H186ZM189 177H190V176H189ZM256 177H257V174L255 173L254 176H253V184H254V186H255V183H254V182H255ZM1 178H2V177H1ZM25 178H26V177H25ZM77 178H78V177H77ZM80 178L82 179V177H80ZM110 178L112 179V177H110ZM110 178H109V179H110ZM171 178L175 179L174 177H171ZM182 178H183V177H182ZM29 179H30V178H29ZM81 179H80V180H81ZM91 179H92V178H91ZM91 179H90V183H91ZM93 179H94V177H93ZM109 179H108V180H109ZM111 179H110V180H111ZM180 179H181V178H180ZM192 179H193V178H192ZM192 179L190 180V182H191V181L193 182ZM218 179H219V183H220V185H222V180H220V177H219ZM74 180H75V181H76V180L78 181L79 179H73V181H74ZM171 180H172V179H171ZM183 180H185V179L183 178L181 182H183ZM197 180L199 181V176H198V179H196V184H197ZM7 181H8V180H7ZM61 181H63L64 184H61V183H62ZM71 181H72V180H71ZM73 181H72V182H73ZM169 181H170V180H169ZM188 181H189V180H188ZM3 182H5V180H4ZM59 182H61V183H60L61 185H60V184H57V183H59ZM79 182H81V181H78V182H76V183L78 184ZM86 182H87V181H86ZM93 182H94V181H93ZM93 182H92V184H94ZM107 182H108V181H107ZM172 182H173V181H172ZM5 183H6V182H5ZM7 183H8V182H7ZM76 183L73 182V184H76ZM83 183H84L83 186H85V185H87L89 182H87V184H85V182H83ZM174 183H176V182H174ZM198 183H199V182H198ZM200 183H201V182H200ZM51 184H53L52 187H51ZM77 184H76V185H77ZM81 184H82V183H81ZM170 184H171V183H170ZM183 184L186 185L185 183H183ZM188 184H190V183H187V185H188ZM191 184H192V183H191ZM191 184H190V185H191ZM205 184H206V183H205ZM13 185H14V184H13ZM13 185L11 184V186H13ZM48 185H49V186H48ZM76 185H75V186H76ZM94 185L96 186L97 184H94ZM175 185H176V184H175ZM175 185H174V186H175ZM179 185H180V184H179ZM184 185H183V186H184ZM194 185H195V184H194ZM3 186H4V184H3V183H0V188H1L0 191H1V192H4V191H5V190H4L5 188H3ZM7 186H8V187H7ZM9 186H10V184H8V185L6 184V186H4V187H7V188H8V189H7L8 191H12V190H13V192H14V187L11 188V186H10V187H9ZM88 186H89V184H88ZM88 186H87V188H86V187H85V188L88 189ZM91 186H92V185H91ZM107 186H108V185H107ZM183 186H182V187H183ZM212 186H213V185H212ZM42 187H43V184H42ZM67 187H71V188H72V186H68V185H67ZM67 187H65V188H66L65 190L68 192ZM79 187H81V186L78 185L77 189H79ZM93 187H94V186H93ZM100 187H101V186H100ZM187 187L189 188V186H187ZM197 187H198V186H197ZM200 187H201V186H200ZM208 187H209V185H208ZM55 188H56V187H55ZM63 188H64V187H63ZM85 188H84V189L82 188V190H86ZM89 188L91 189L92 187H89ZM103 188H104V187H103ZM109 188H110V186H109ZM190 188H191V187H190ZM190 188H189V189H190ZM222 188H223V187H222ZM2 189H3L4 191H3ZM10 189H11V190H10ZM15 189H16V191H18L17 188H15ZM44 189L46 190V189H48V188H44ZM92 189H93V188H92ZM95 189H96V188H95ZM100 189H101V188H100ZM201 189H203V188H201ZM7 190H6V191H7ZM58 190H60V189H58ZM82 190L79 189V191H81V192H82ZM185 190H187V189H185ZM224 190H225V189H224ZM63 191H64V190H63ZM72 191L74 192L75 190H70V194H69L70 197H71V196H75V193H71ZM89 191H90V190H89ZM115 191H116V190H115ZM189 191H191V190H189ZM189 191H188V192H189ZM192 191H193V190H192ZM196 191H197V190H196ZM31 192H32V191H31ZM58 192H59V194H58ZM83 192H84V191H83ZM83 192H82V194H83ZM86 192H87V190H86ZM90 192H91V191H90ZM96 192H97V191H96ZM223 192H224V191H223ZM225 192H226V191H225ZM5 193H6V194H5ZM5 193H4L5 196L2 194V195L4 196V198H5L6 195H7V192H5ZM33 193H34V192H33ZM97 193H99V192H97ZM100 193H101V191H100ZM114 193H115V192H114ZM189 193H190V192H189ZM198 193H199V192H198ZM226 193H227V194H225V195H226V202H227V205H230V206H232V207H234V208L236 209V202H235V200L233 199V197H232L228 192H226ZM9 194H10V192H8V195H9ZM49 194H52V193H49ZM56 194L60 195V191H57V190H56L55 195H56ZM72 194H74V195H72ZM77 194H79V193L76 192V196H77ZM87 194H88V193H87ZM115 194H116V193H115ZM178 194H179V193H178ZM185 194H186V193H185ZM2 195H1V196H2ZM61 195H62L61 197L64 198V195H65V194L63 195V194L61 193ZM84 195H85V194H83V196H84ZM103 195H104V194H103ZM182 195H183V194H182ZM187 195H188V194H187ZM35 196H36L35 199L37 200V198H38L39 195H35ZM44 196H45V195H44ZM46 196H47V195H46ZM48 196H49V195H48ZM50 196H51V195H50ZM50 196H49V197H50ZM56 196H57V195H56ZM65 196H66V195H65ZM69 196H68V193H67V196H66V197H67V199L69 198V199H68V201H69L68 203H70V201H71V200H70L71 198H70ZM78 196H79V195H78ZM78 196H77V197H78ZM32 197H33V196H32ZM40 197L43 198V195L40 196ZM51 197H52V196H51ZM53 197H54V196H53ZM61 197H60V198H61ZM66 197H65L64 199H66ZM80 197H81V195H80ZM80 197H79L78 199H82V198H80ZM54 198H55V197H54ZM54 198H53V199L50 198V201H51V200H55V201H56V198H59V196H57L55 199H54ZM92 198H94V197H91V199H92ZM100 198H101V200L103 199L102 197H100ZM1 199H3V198L1 197ZM1 199H0V200H1ZM31 199H33V198H31ZM39 199H40V198H38V200H39ZM45 199H46V197H45ZM47 199H48V197H47ZM78 199H77L78 202L81 201V200H78ZM83 199H84V198H83ZM83 199H82V200H83ZM86 199H87V198H85V200H86ZM7 200H8V199H7ZM7 200H6L7 203L12 202V201H13V202H12L13 204H14V202H15V203L18 202V203H17V204H14V205H13L12 203H10V204L7 205V203H6V204L4 203V202H5V200H4V202H3L4 205H2V206L0 205V207H3L4 210H6V211H7V209H9L8 211H11V213H12V211H14V209H15V210H17V211H15V212L18 213V211L20 210L19 207H20V204H21V203H19V200H18V201H15L16 199H15V200L12 199V200H10V201H7ZM23 200H24V199H23ZM25 200H26V199H25ZM38 200H37V202H38ZM59 200H60V199H59ZM92 200L94 201V199H92ZM20 201H21V202H25V201H22V200H20ZM27 201H28V200H27ZM42 201H43V199H42ZM42 201H40V202L42 203ZM48 201H49V199H48ZM55 201H54V202H55ZM60 201H61V200H60ZM60 201H57V202H59V203H58L59 206H57L58 204H57V205L55 204L56 206L54 205V207L51 206V204L49 205L50 208L52 207V208L54 209V210H53V209L51 208V210H53V211L51 212V217H52V215L54 214V212L57 210V209L55 210V207H56V208L59 207V209L61 208V207H60ZM64 201H65V200H64ZM64 201H63V202H64ZM86 201H87V200H86ZM52 202H53V201H51L50 203H52ZM54 202H53L52 204H54ZM61 202H62V201H61ZM71 202H72V201H71ZM89 202H90V201H89ZM99 202H100V201H99ZM55 203H56V202H55ZM66 203H67V201L65 202V204H66ZM79 203H81V204H85L86 202L84 203V201H83V202H79ZM0 204H1V203H0ZM11 204H12V205H11ZM24 204H26V203H24ZM24 204H23V206H24ZM73 204H74V202H73ZM224 204H225V203H224ZM5 205H6L7 207H6ZM18 205H19V207H18ZM29 205H30V204H29ZM61 205L64 206L63 203H61ZM90 205H91V204H90ZM92 205L95 206V203L93 202ZM221 205H222V204H221ZM10 206H11V207L13 206V207L11 208ZM15 206H16V207H15ZM23 206H21V208H22ZM27 206H28V204H27ZM27 206H25V207H27ZM41 206H42V205H41ZM75 206H76V207L78 206V210H79V206H80V204L78 205V203H77V204H75ZM75 206H74V207H71V208H75V209H76ZM82 206H83V205H82ZM88 206H89V205H88ZM109 206H110V205H109ZM5 207H6L7 209H6ZM8 207H9V208H8ZM17 207H18V209H16ZM83 207H84V206H83ZM99 207H100V206H99ZM104 207H105V206H104ZM104 207L102 206V211H104V209H103ZM222 207H223V205H222ZM29 208H30V207H29ZM84 208H85V207H84ZM84 208L81 209V210H85ZM109 208H110V207H109ZM10 209H11V210H10ZM24 209H25V208H24ZM31 209H32V207H31ZM107 209H108V207H107ZM222 209H224V208H222ZM225 209H227V208L225 207ZM225 209H224V211H225ZM2 210H3V209L1 208V209H0V213H2V212L4 211V210H3V211H2ZM34 210H35V209H34ZM76 210H77V209H76ZM78 210H77V211H78ZM81 210H79V212H80ZM227 210H228V209H227ZM1 211H2V212H1ZM35 211H36V210H35ZM57 211H58V210H57ZM67 211H68V210H67ZM85 211H90V210H85ZM115 211H116V210H115ZM213 211H214V210H213ZM27 212H28V211H27ZM30 212H31V211H30ZM32 212H33V211H32ZM79 212L77 213L78 216H79ZM218 212H219V211H218ZM4 213H5V212H4ZM4 213H3V214H4ZM13 213H14V212H13ZM17 213H14V214H17ZM24 213H25V212H24ZM55 213H56V212H55ZM83 213H84V212H83ZM216 213H217V212H216ZM223 213H224V212H223ZM223 213H221V214L223 215ZM227 213H228V211H227ZM8 214H9V213H8ZM57 214H58V213H57ZM81 214H82V213H81ZM81 214H80V215H81ZM84 214H86V212H85ZM88 214H89V213H88ZM91 214H92V213H91ZM93 214H95V213H93ZM96 214H97V213H96ZM96 214H95V215H96ZM219 214H220V213H219ZM258 214H259V213H258ZM10 215H11V217H12L13 214H10ZM10 215H9V221H10V219H11ZM22 215H23V214H22ZM22 215H21V216H22ZM24 215H27V214L25 213ZM24 215H23V216H24ZM82 215H83V214H82ZM89 215H90V214H89ZM115 215H116V214H115ZM213 215H214V214H213ZM216 215H217V214H215V216H216ZM18 216H20V215H18ZM18 216H14V218H15V217H18ZM90 216H91V215H90ZM215 216H213V218H214ZM220 216H221V215H220ZM224 216H225V215H224ZM226 216H227V215H226ZM4 217H5V216H4ZM24 217H25V216H24ZM57 217H58V216H57ZM86 217H87V216L84 215V216H82L81 218H85V219H86ZM216 217H218V216H216ZM5 218L8 219L7 216H6ZM5 218H4V219H5ZM12 218H13V217H12ZM18 218L24 219V218H22V217H18ZM18 218H17V219H18ZM26 218H27V217H26ZM37 218H38V217H37ZM81 218H79V219H81ZM213 218H212V219L210 218V220L213 221ZM219 218H220V217H219ZM221 218L223 219V217H221ZM224 218H225V217H224ZM17 219H15V220L17 221ZM21 219H18V220L21 221ZM27 219H28V218H27ZM38 219H39V218H38ZM58 219H60V217L57 218V222H54V223H55V224L58 223L59 226H60V224H62L63 226H62V225L60 226V227H62V228H60V230H61V229L63 230V229H64V228H63V227H64V224H63L64 222L62 221L63 223H61V222L58 221ZM77 219H78V218H76V220H77ZM79 219H78V222H77V223L80 222ZM112 219H113V218H112ZM217 219H218V218H217ZM217 219L215 218V220H217ZM15 220L13 219V220H11V222L13 223V221H15ZM33 220H34V221L37 220V219H36V216L34 217ZM42 220H44V219H42ZM81 220L84 221V219H81ZM89 220H90V218H89ZM89 220H88V221H89ZM98 220H99V219H98ZM220 220H221V219H220ZM9 221H8V222H9ZM16 221H15V222H16ZM25 221H26V219H25ZM34 221H31V222H34ZM40 221H41V220H40ZM55 221H56V217H55ZM83 221H82V222H83ZM90 221H91V220H90ZM226 221H227V220H226ZM3 222H5V221H3ZM11 222H10V223H11ZM15 222H14V225H15V224H16V225L12 228L13 230L16 229L17 226H21V223H20V224L18 223L19 225H17V223H15ZM18 222H19V221H18ZM21 222H22V221H21ZM42 222H43V221H42ZM46 222H47V221H46ZM98 222H100V221H98ZM223 222H224V221H223ZM10 223H9V224H10ZM38 223H39V222H38ZM59 223H60V224H59ZM214 223L217 224V221L214 222ZM214 223L211 222V224H213V225H214ZM28 224H30V223H28ZM28 224H26V225H28ZM32 224H33V223H32ZM55 224H53V225H55ZM82 224H83V223H82ZM224 224H225V223H224ZM0 225H3V226H4V224H2V223H0ZM26 225H25V226H26ZM34 225H35V223H34ZM34 225H33V226H34ZM36 225H37V223H36ZM36 225H35L34 227H36ZM39 225H40V224H39ZM43 225H45V224H43ZM50 225H52V224H50ZM79 225H81V223H79ZM85 225H86V224H83V226H81V227H84ZM87 225H88V224H87ZM102 225H106V224H101L100 226H102ZM218 225H219V222H218ZM218 225H217V226H218ZM220 225H221V224H220ZM25 226H24V227H25ZM33 226L31 225L30 228L33 227ZM217 226H216V227H217ZM1 227H2V226H1ZM1 227H0V230L4 229V230H2V231H5V229H7L6 226H4V227H6V228H4V227L1 228ZM27 227H28V226H27ZM49 227H50V226H49ZM49 227H48V229H49ZM55 227H57V225H56ZM55 227L52 228V229H56ZM81 227H80V226H77V228H81ZM211 227H212V225H211ZM214 227H215V226H214ZM216 227H215V228H216ZM30 228H29V229H30ZM57 228H58V227H57ZM106 228H107V226H106ZM224 228H225V227H224ZM227 228H228V227H227ZM18 229H19V228H18ZM18 229H17V230H18ZM22 229H23V231L25 232L24 228H22ZM22 229H19V230L22 231ZM44 229H46V228H44ZM48 229H47V230H48ZM87 229H88V228H87ZM57 230H59V229H57ZM57 230H53V231H54V234L57 233V232L59 233V231H57ZM62 230H61V231H62ZM214 230H215V229H214ZM7 231H8V230H7ZM11 231H12V230H11ZM88 231H89V232H87V233H91V232H90V229H89ZM105 231H106V230H105ZM108 231H109V230H108ZM211 231H212V230H211ZM220 231H222V230H220ZM220 231H219V232H220ZM224 231H225V230H224ZM232 231H233V230H232ZM24 232H21V233H24ZM48 232H50V231H48ZM83 232H84V231H83ZM209 232H210V231H209ZM219 232H218V234H219ZM226 232H227V231H226ZM5 233H8V232L5 231ZM21 233H20V234H21ZM26 233H27V231H26ZM58 233H57V234H58ZM113 233H114V232H113ZM204 233H205V230H204ZM207 233H208V232H207ZM221 233H222V232H221ZM224 233H225V232H224ZM20 234H19V235H20ZM82 234H83V233H82ZM82 234L80 233L79 235H82ZM84 234H85V232H84ZM91 234H92V233H91ZM208 234H209V233H208ZM228 234H229V233H228ZM69 235H70V234H69ZM85 235H86V234H85ZM87 235H88V234H87ZM89 235H90V234H89ZM89 235H88V236H89ZM92 235H93V234H92ZM216 235H217V234H216ZM216 235H215V237H216ZM226 235H227V233H226ZM37 236H38V235H37ZM37 236H35V237H37ZM82 236H83V235H82ZM95 236H96V235H95ZM218 236H219V235H218ZM222 236H224V234H222ZM230 236H231V235H230ZM35 237H34V238H35ZM62 237H63V236H61V237H59V238H62ZM70 237H72V236L70 235ZM70 237H68L69 239L67 238L68 241H66L67 239H66V237H65V242H64V243H67V244H68V242H69V244H70V242L73 241ZM90 237H91V235H90ZM92 237H93V236H92ZM225 237H226V236H225ZM17 238H18V237H17ZM38 238H39V237H38ZM44 238H45V237H44ZM72 238H73V237H72ZM109 238H110V237H109ZM221 238H222V237H221ZM234 238H235V237H234ZM3 239H4V238H3ZM3 239L0 240V241H1V245H2V242H4ZM5 239H6V238H5ZM5 239H4V240H5ZM25 239H26V238H25ZM25 239H23V243H26V240H25ZM31 239H32V238H31ZM36 239H37V238H36ZM63 239H64V238H63ZM73 239H75V238H73ZM87 239H88V237H87ZM210 239L213 240V241H215V240L219 241L218 239H212V238H210ZM219 239H220V238H219ZM230 239H231V238H230ZM251 239H252V238H251ZM251 239H249V240H251ZM8 240H9V239H6L5 243H6ZM34 240H35V239H34ZM37 240H38V239H37ZM46 240H51L50 236H49ZM46 240H45V241H46ZM60 240H62V239H60ZM71 240H72V241H71ZM75 240H77V239H75ZM222 240H223V239H222ZM231 240H232V239H231ZM27 241H28V240H27ZM31 241H32V240H31ZM31 241H30V242H31ZM88 241H89V240H88ZM192 241H194V240H192ZM197 241L199 242V240H197ZM223 241H224V240H223ZM252 241H253V240H251V242H252ZM16 242H17V241H15V243H16ZM28 242H29V241H28ZM34 242H36V241H34ZM34 242L32 241L31 243H28V245H29V244H32V243L34 244ZM73 242H75V241H73ZM224 242H226V241H224ZM227 242H228V241H227ZM229 242H230V241H229ZM64 243H63V244H64ZM75 243H78V242L76 241ZM79 243H80V242H79ZM100 243H101V244H99V241H98V245L101 246V245H103L104 242L102 243V242L100 241ZM199 243H200V242H199ZM199 243H198V244H199ZM214 243H216V242H214ZM214 243H213V244H214ZM254 243H255V242H254ZM17 244H18V242H17ZM69 244H68V246H67V252L70 251V253L68 252L69 255H72L71 253H73V252L76 253L77 248H79L80 246H82V245H80L79 247L76 246V247H75V248H76V251H73V249H74L73 247H72V248H73L72 250H71V248L68 249L69 247H71ZM91 244H92V243H91ZM104 244H105V243H104ZM111 244H112V243H111ZM190 244H191V243H190ZM198 244H196V245H198ZM246 244H247V242H246ZM11 245H12V246H11ZM44 245H45V244H44ZM94 245H95V244L93 243L92 246H94ZM98 245H97V246H98ZM105 245H106V244H105ZM105 245H103V247H104ZM112 245H113V244H112ZM115 245H116V243H115ZM191 245H192V244H191ZM6 246H7V245H6ZM10 246H11V247H10ZM10 246H8L9 248H8V247H4V248H3V247L0 246V247L2 248L1 255L4 253V252H3L4 249H10V248H11V249H10L11 253H12V249H13V251H14L15 248H17V249H15V251H16V250L19 251V250H18V246H19V244H18V245H14V244L12 243V244H10ZM15 246H17V247H15ZM45 246H46V245H45ZM45 246H42L41 249H42L43 247H45ZM48 246H49V247H48ZM50 246H51V245H47L46 247H47L48 249L53 248L52 246H51V247H50ZM53 246L55 247L56 245H53ZM92 246H90V247H92ZM95 246H96V245H95ZM113 246H114V245H113ZM200 246H201V245H200ZM200 246H197V247L201 248ZM203 246H204V245H203ZM231 246H232V245H231ZM234 246H235V245H234ZM234 246H233V247H234ZM245 246H246V245H245ZM260 246H261V245H260ZM260 246H259V247H260ZM46 247L43 248V249H47ZM65 247H66V246H65ZM214 247H215V246H214ZM1 248H0V250H1ZM55 248H57V249L55 250ZM55 248H54L53 250H51V251H55V252H51V251H50L51 255H49V252H48V255L46 254L47 257L45 256V259H46V260L48 259L49 262H50V263H53V264H54V262H56V263L58 262V263H59V262L62 260V258H61V256H60V255H61L60 253H62L63 251L61 250V248L59 249L58 246H56ZM98 248H99V246L97 247V250H94V249H96V247H94V249L91 248L92 250H94L92 254L96 253V251H97V253L94 254L95 256L92 255V257H93V256L95 257V258L93 257V258L95 259V261L97 260V258H100L101 256H103L104 253L106 254V256H107L109 259H112V256L110 255V252L107 251V249H106V251L103 252L102 254H100V252H99L100 257H98V256H99V255H98V250L101 251V250H103L105 247L102 248V246H101V248H100L101 250L98 249ZM114 248L117 250V248H116L115 246H114ZM114 248H113V249H114ZM203 248L206 249L205 246H204ZM203 248H202V249H203ZM239 248H240V247H239ZM246 248H247V247H246ZM252 248H253V247H252ZM48 249H47V251H48ZM80 249L82 250V249H84V248H83V247H80ZM80 249H78V252H79ZM91 249H90V251H91ZM110 249L112 250V248H110ZM110 249H109V250H110ZM216 249H217V248H216ZM247 249H248V248H247ZM254 249H255V248H254ZM119 250H120V249H119ZM124 250H125V249H124ZM218 250H219V249H218ZM249 250H251V248H250ZM249 250H248V251H249ZM10 251L6 253V250H5V253H6L5 256L8 255V254H10ZM17 251H16V252H17ZM39 251H40V250H39ZM45 251H46V250H45ZM57 251H59L60 253L57 252ZM61 251H62V252H61ZM71 251H73V252H71ZM82 251H83V250H82ZM90 251H89V252H90ZM255 251H256V250H255ZM255 251H254V253H255ZM43 252H44V250H43ZM56 252L59 253V255L56 254ZM106 252H107V253H106ZM121 252H122V251H121ZM124 252H125V251H124ZM234 252H235V251H234ZM234 252H233V253H234ZM52 253H54V254H52ZM82 253H84V252H82ZM90 253H91V252H90ZM115 253H116V252H115ZM237 253H238V252H237ZM246 253H247V252H246ZM254 253H253V254H254ZM63 254H64V253H62V255H63ZM76 254H77V253H76ZM76 254H75V255L73 254L72 256H74V257L77 258V255H76ZM105 254H104V255H105ZM108 254H109L110 256H108ZM120 254H121V253H120ZM221 254H222V253H221ZM238 254H239V253H238ZM240 254H241V253H240ZM244 254H245V253H244ZM250 254H251V253H250ZM250 254H249V255H250ZM256 254H257V253H256ZM261 254H262V253H261ZM79 255H81V254H79ZM97 255H98V256H97ZM193 255H194V252H193ZM251 255H252V254H251ZM257 255H258V254H257ZM263 255H264V254H263ZM13 256H14V255H13ZM96 256H97V257H96ZM106 256H103V258H104V257L106 258ZM218 256H219V255H218ZM65 257H66V256H65ZM65 257H64V258H65ZM78 257H83V255H82V256H78ZM2 258H3V257H2ZM21 258H23V257L21 256ZM101 258H102V257H101ZM103 258H102V260H105V259H103ZM108 258H107V260H108ZM127 258H128V257H127ZM131 258H132V257H131ZM131 258H130V259H131ZM191 258H192V257H191ZM246 258H247V257H246ZM19 259H20V257H19ZM31 259H32V258H31ZM31 259L27 260V261H29V264H30V261H32ZM77 259H78V258H77ZM128 259H129V258H128ZM130 259H129V260H130ZM228 259H230V258H228ZM234 259H235V258H234ZM0 260H1V259H0ZM34 260H35V258H34ZM34 260H33V261H34ZM87 260H88V259H87ZM98 260H100V261H99L100 264L103 262L101 259H98ZM218 260H219V259H218ZM220 260H221V259H220ZM232 260H233V259H232ZM19 261H21V260H19ZM27 261H26V262L23 261V262H21V263H22V264H24V263L27 264V263H28ZM33 261L31 262V264H34V262H36L35 264H43V263H41V261H34V262H33ZM84 261H85V260H84ZM130 261H131V260H130ZM132 261H133V260H132ZM38 262H40V263H38ZM79 262H82V263H83V261H79ZM79 262H78V263H79ZM96 262L99 264L98 261H96ZM110 262H112V260H111ZM110 262H109V263H110ZM194 262H195V261H194ZM86 263H87V262H86ZM90 263H91V262H89V264H90ZM113 263H115V262L113 261ZM113 263H111V264H113ZM118 263H119V262H118ZM226 264H228V263H226Z\"/></svg>",
  "mask_w": 264,
  "mask_h": 264
}]
</instances>
